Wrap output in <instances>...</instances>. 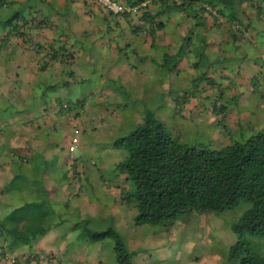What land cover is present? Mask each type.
<instances>
[{"label": "rangeland", "instance_id": "rangeland-1", "mask_svg": "<svg viewBox=\"0 0 264 264\" xmlns=\"http://www.w3.org/2000/svg\"><path fill=\"white\" fill-rule=\"evenodd\" d=\"M243 18L245 17L242 16L241 19ZM250 21L248 40L252 45L241 37L242 47L238 51L247 53L242 64L256 59L263 65L264 19ZM97 22L99 17L95 19V23ZM100 28L103 29L104 24L93 28L97 37L101 34ZM160 28L161 32L169 35L173 31L168 22ZM156 31L152 36L157 37ZM217 32L210 36L211 40H227L228 37L224 38ZM191 39V45L196 44V40ZM149 44L151 40L145 42V46ZM144 51L142 49L141 53ZM126 52L127 50H123V54L114 58L115 62L121 63L122 73L118 76H112L113 62L109 61L105 63L104 71L97 68L87 78L77 80L83 77L82 70H90L98 65H84L81 69L79 66L67 81L46 84L49 87L43 88L42 91L47 93L42 97L39 90L43 84L38 82L27 90L21 87L20 91L17 88L25 72H17L13 57L2 56L4 51L0 47V128L1 123H4V133L11 129L10 123L15 124L17 119H27L24 125L29 126L30 116L25 113L29 109L35 112L30 107V101L35 100L38 92L41 102L50 107L49 96L59 91L58 99L61 103H53L57 111L64 109L67 104L78 109L80 114L76 133L72 126L65 125L59 129L54 128L49 132V137L33 132L26 138L21 133L18 137L20 142L32 147L28 150V147H21L20 143L13 146L17 151L13 158L10 157L13 160L7 164L6 171L16 169V161L21 167H28L34 156L44 160L49 168L47 174L56 178L54 182L48 183L51 190L46 194L53 209L46 222L50 225L49 229L28 246H22L24 258L27 256L28 260L33 259L36 263H48L52 260L53 263L50 264H117L111 239L96 242L90 241L86 235V231L111 228L121 235L123 245L129 252V264H236L228 259L229 246L235 240L229 225L238 219L244 209L243 205L219 213L199 214L187 211L164 224L134 225V209L127 210V205L120 202L118 197L120 192L128 191L129 184L124 179L120 180V174L114 169L124 151L112 147V143L141 123L146 113H151L163 122L167 130L182 141L209 145L229 139L241 141L255 130L264 128V82H253V78L249 82L243 81L242 72L240 77L234 76L235 65H231V59L222 65L223 69L207 74L215 79L211 84L185 81L186 78L189 80L191 71L179 75L180 82H172L174 78L168 74L155 72V64L151 63L153 66L149 70L148 63L142 65L143 62H148L150 51L145 54L144 60ZM222 52L224 55L229 54L224 47ZM211 54L214 53H210V59L215 55ZM6 59L8 64L4 65L2 61ZM103 59L106 57L101 61ZM93 62L97 60L93 58ZM213 66L217 67V64ZM226 74H232L235 81L226 82L223 78L217 82L216 77ZM58 78H63V75ZM203 88H208L207 93ZM201 89L204 91L200 92ZM33 105L36 103L33 102ZM50 114L48 116L51 117ZM24 130L23 126V132ZM72 136L76 137L77 142L73 150L68 152V140ZM47 145L50 149L45 152ZM26 158L27 163L24 162ZM70 161L71 165L67 166ZM63 174L68 177V186H64L65 179H59ZM29 177L32 178L24 180L21 188H9L6 199L11 204L3 206L0 202V218L11 205L17 206L24 199L30 200L32 196L40 197L43 194L34 172ZM46 179L43 178L44 182ZM111 184L119 187L114 186L112 192L107 193L104 185ZM59 195L64 198L63 201H58ZM4 199L0 200L5 201ZM13 254H8L12 257L11 264L23 262L20 256L13 258Z\"/></svg>", "mask_w": 264, "mask_h": 264}, {"label": "trees", "instance_id": "trees-1", "mask_svg": "<svg viewBox=\"0 0 264 264\" xmlns=\"http://www.w3.org/2000/svg\"><path fill=\"white\" fill-rule=\"evenodd\" d=\"M16 1L0 0L1 48L13 35L19 36L21 33L20 35L27 36L23 30L20 31L21 25L28 23V15L31 17L33 13L34 15L37 13L36 4H31L30 0L28 6L22 3L25 0ZM40 1L43 0H32ZM83 1L87 7L90 6L87 15L92 12L90 9L94 6L103 12L102 15L105 13L111 16L112 24L106 23L105 30L113 31L115 26L118 29L119 26L126 25L132 35L142 33L145 37H152L155 30L161 29L163 25L159 18L161 13L166 14L169 19L175 10L183 11V17L178 24H185L186 27L180 41L169 40L160 47L151 42L146 52L141 53L142 48H138V52L132 51L139 60H144L145 54L150 51L148 62L155 64L161 74L173 77L172 82H180L178 76L191 71L189 80L186 78L185 81L211 84L210 82H214L215 79L208 75L214 70L223 69L222 65L226 61L231 59V65L234 63L235 67H239L247 56V53L238 51L242 47L241 37L252 45L248 40L250 17L243 20L241 17H245V12L249 11L256 15L257 21L264 19V0H149L147 3H143L144 0H114L123 6L136 8L134 12L123 11L117 14L104 10L94 0ZM150 4L153 11L149 10ZM48 7L52 10V5ZM67 11L69 9L57 14L65 20ZM211 11L221 16L214 17ZM206 17H212L210 23L205 22ZM119 19L122 22L117 21ZM52 25L56 26V21L37 22L34 26L29 25L27 30L33 27L49 30ZM209 30L215 33L218 31L217 33L224 38H228L216 42L209 40L207 35ZM28 33L31 34L30 31ZM30 34L27 36L28 41H31ZM120 34L121 32L119 36ZM65 38L57 39L56 48L50 43V36H46L44 42L40 44L35 43V46L38 50L42 45H49L51 48L48 57L53 59L62 52L64 60L68 62L71 58L68 47L72 48V45H67L68 38ZM191 38L196 40V44L191 45ZM223 47L229 51V56L223 54L225 52H222ZM71 51L74 52L73 49ZM211 52L215 54H211L214 55L212 59L209 58ZM215 64L217 67L213 66ZM252 64L253 69L259 74L257 78L253 74V82H264L262 79L264 64L256 59H252ZM223 78L227 79L226 82H234L232 74L219 75L216 77L217 82ZM203 89L207 93L208 88ZM55 103L61 102L55 99ZM67 110L68 108L61 112ZM112 147L124 151L121 152L114 169L118 174H123L124 181L129 184L128 191L120 192L118 197L120 202L127 205V210L134 209V225L164 224L187 211L199 214L219 213L243 205L244 209L238 219L229 225L235 240L229 246L228 259L235 261L236 264H264V128L255 130L241 141L229 139L226 142L209 145L176 138L163 122L151 113H146L141 123L115 139ZM28 158L24 160L25 163ZM38 158L32 156L33 162L28 167H21L16 161L17 168L11 172L10 180L3 185L0 192L5 194V201L0 200L3 206L10 205L8 198L6 199L9 188L16 186L21 188L24 180L32 178L29 176H33V172L39 181V190L43 192L40 197L35 195L30 200L24 199L17 206H9L10 209L0 218L2 264H11L12 257L10 258L9 253L28 246L49 229L50 225L46 222L53 209L46 194L51 190L48 183L54 182L56 178L47 174L49 168L44 160ZM71 163L72 161L69 166ZM65 174L59 178L65 179L64 182L68 178ZM43 178H47L46 182ZM65 186H68L67 182ZM63 200L64 198L60 196L58 201ZM86 235L90 241L96 242L105 238L111 239L116 263L129 264V252L124 247L118 231L107 228L101 231H86ZM23 259L28 260L27 256ZM28 261L32 264L53 263L52 260L48 263H36L33 259Z\"/></svg>", "mask_w": 264, "mask_h": 264}, {"label": "crops", "instance_id": "crops-1", "mask_svg": "<svg viewBox=\"0 0 264 264\" xmlns=\"http://www.w3.org/2000/svg\"><path fill=\"white\" fill-rule=\"evenodd\" d=\"M28 1L29 0H25L22 3H25V5L28 6ZM30 2L31 4H36L35 9L37 13H35V15L33 13L31 17L29 15L27 16L29 21L26 25H21L20 31L23 30L22 32L27 33V36L30 34L28 33L30 31L31 41L27 40V36L20 35L21 33L19 34V36L13 35L7 39V42L4 43V46L1 48V50L4 51V54L2 56L11 55L13 57V60L15 62V70L17 72H25V76L22 79V82H19L17 88H19L20 91H22L21 87L27 90L30 89L31 86L33 88V85L38 82V84H43L42 89L39 90V92L42 94V97L45 96V94L47 93L42 91L43 88L49 87L46 86V84H53V82H60V80H62V82L67 81L69 77H73V73H75V70L79 68V66L81 69V67H83L84 65H91L93 63L98 65L97 67L94 66L90 70H82L83 77L78 78L77 80H83L87 78L90 72L96 71L97 68H99L101 72L104 71L105 63L109 61L113 62V66L111 68L112 76H118L120 73H122L121 63L115 62L114 58L123 54V50H127L126 54L134 55L132 52L133 50H138V48L141 47H144L142 49L146 50L147 46H145V42H150V40L152 43L159 47L164 45V43L168 42L169 40H174L178 42L183 36L182 32L186 27L185 24H178L180 22V19L183 17V11L180 12L175 10V12L170 14L169 19L168 17H166V14L163 13H161V15L159 16L160 21L163 24L168 22L172 26L173 31L172 33H170V35L169 33L161 32L160 29L158 31L155 30L156 32H158V34L156 35L157 37H145L141 33H136L132 35L130 33V30L127 29L126 25H124L119 26L118 29L116 26L113 27V31L105 30V28H100L101 34L99 37H97L93 31L94 26H100L101 24H104L105 26L106 23L112 24L110 20L111 16H108L105 13V15H102L103 12L98 10L97 7L93 6V9H90L92 10V12L87 15V10L90 6L87 7L83 0H43L40 2H32V0H30ZM244 3L245 2H243L242 5H244ZM48 5H52V10H50ZM67 9H69V11L66 12V19L63 20L60 15L57 14V12L60 13L63 10ZM149 10H154L152 9L151 4L149 6ZM211 12L214 17L221 16L219 14L213 13V11ZM252 15L253 18H251ZM244 16V19L250 17L251 20H256V15L252 14L249 11L245 12ZM96 17H99V22L97 23H95ZM211 18L212 17H206L205 22L210 23ZM49 20H53L54 22L56 21L57 25H52L49 30L41 28L37 29L34 27L30 30H27V27L29 25L34 26V24H36L37 22L49 23ZM117 21L122 22L120 19ZM120 32L121 34L119 36ZM213 33L215 32L210 30L207 33L209 40L210 36L213 35ZM46 36L51 37L50 43L55 48L58 44L57 39H62L65 37L68 38H65L67 45H72V48L68 47L70 51L69 53L71 54V58L68 62L64 60V54H62V52H59L57 55H55L53 59L51 57H48L51 48L49 47V45H42L41 49L37 50V46H35V43L40 44L44 42ZM72 49L74 50V52L71 51ZM104 57H106V59H103L101 61V59ZM93 58L96 59L97 62H93ZM2 62L4 65H7L8 59ZM147 63V69L149 70V68L153 66L151 63L143 62L142 65ZM245 63L239 65V67L236 66L235 69H233V74L234 76L240 77V73L242 72L243 81L249 82L253 74H257L258 72L253 69L254 65L251 61L247 60L245 61ZM159 71L160 69L155 66V72L158 73ZM61 75H63V78H58V76L61 77ZM257 77H259V74L256 75V78ZM232 79L233 81H235L233 77ZM262 79H264V74L262 75ZM38 93L36 94L35 100L30 101V103H32V106L30 107L34 108L35 112L33 113V109H29L25 113L30 116L28 120L29 126L24 125V121L27 122V119H17L15 124L10 123L11 129L7 133H4L5 124L1 123L2 126L0 128V174H2V176H0V183H2L0 184V192L3 189V185L7 183L11 178V172L6 171V167L7 164L12 161L10 157L14 155L17 151V148L13 147L14 144L15 146H18V144L20 143L21 147L22 145L24 148L28 147V150L32 147L29 144L21 143L18 139L19 134L22 133L26 136V138H28L30 137L29 135L33 134V132H37L40 136L46 134L49 137V132L53 131L54 128L59 129L63 125H65L66 127H76L79 124L78 118L80 114L78 115L76 113L79 111H76L74 107L68 106L64 103V109L62 110H65L66 108H68V110L65 112L57 111L53 103H55V99L59 98V91H55L49 96L50 107H48L47 104H43V102H41ZM33 102L36 103L35 106L33 105ZM51 106H53V108H51ZM49 113H51V117L48 116ZM23 126L25 127L24 132ZM49 149L50 146L47 145L44 151L47 152ZM67 166H69V162H67ZM119 179L123 180L124 175L120 174ZM104 186L106 187L107 193H111L114 189L112 187H116L118 185L111 184ZM0 197V199H4L5 194L0 193ZM23 249L24 248H20L11 252V254L14 253L13 258H16V256H20L23 262H20L19 264H32V262L23 259L25 256V251H23Z\"/></svg>", "mask_w": 264, "mask_h": 264}, {"label": "built area", "instance_id": "built-area-1", "mask_svg": "<svg viewBox=\"0 0 264 264\" xmlns=\"http://www.w3.org/2000/svg\"><path fill=\"white\" fill-rule=\"evenodd\" d=\"M144 1H146V0H144ZM94 2H96L104 10H106V11L112 13V14H117V13H120V12H123V11L134 12L136 10L135 7L123 6L122 4H119L118 2H116L114 0H94ZM73 132L76 133V129L75 128H73ZM76 142H77L76 137L72 136L70 141H69V144H68V151H72L73 150Z\"/></svg>", "mask_w": 264, "mask_h": 264}, {"label": "clouds", "instance_id": "clouds-1", "mask_svg": "<svg viewBox=\"0 0 264 264\" xmlns=\"http://www.w3.org/2000/svg\"><path fill=\"white\" fill-rule=\"evenodd\" d=\"M148 1H149V0H146V1H144L143 3H147ZM73 128H76V127H75V126H72V129H73ZM69 141H70V140H68V144H69ZM68 152H71V151H68Z\"/></svg>", "mask_w": 264, "mask_h": 264}]
</instances>
